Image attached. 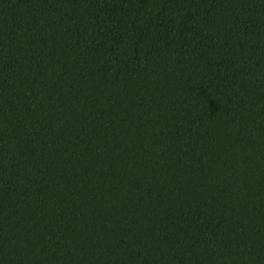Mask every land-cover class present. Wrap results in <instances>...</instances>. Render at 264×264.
<instances>
[{
  "label": "trees",
  "instance_id": "obj_1",
  "mask_svg": "<svg viewBox=\"0 0 264 264\" xmlns=\"http://www.w3.org/2000/svg\"><path fill=\"white\" fill-rule=\"evenodd\" d=\"M0 264H264V0H0Z\"/></svg>",
  "mask_w": 264,
  "mask_h": 264
}]
</instances>
